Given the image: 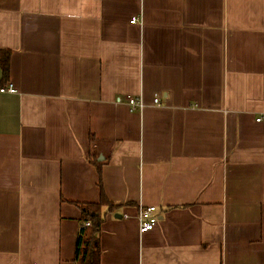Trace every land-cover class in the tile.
Here are the masks:
<instances>
[{
    "label": "crops",
    "instance_id": "obj_1",
    "mask_svg": "<svg viewBox=\"0 0 264 264\" xmlns=\"http://www.w3.org/2000/svg\"><path fill=\"white\" fill-rule=\"evenodd\" d=\"M0 51V264H75L99 178V264H264V0H0Z\"/></svg>",
    "mask_w": 264,
    "mask_h": 264
},
{
    "label": "trees",
    "instance_id": "obj_2",
    "mask_svg": "<svg viewBox=\"0 0 264 264\" xmlns=\"http://www.w3.org/2000/svg\"><path fill=\"white\" fill-rule=\"evenodd\" d=\"M9 59L10 52L0 51V87L4 86L9 77ZM98 173H100L98 168ZM100 196L97 203H79L76 204L80 210V229L78 231L75 248V264H99V231L103 222L102 209L104 213H112L117 208L110 202L103 191L102 183L99 178ZM88 223V226H85Z\"/></svg>",
    "mask_w": 264,
    "mask_h": 264
},
{
    "label": "built area",
    "instance_id": "obj_3",
    "mask_svg": "<svg viewBox=\"0 0 264 264\" xmlns=\"http://www.w3.org/2000/svg\"><path fill=\"white\" fill-rule=\"evenodd\" d=\"M137 22L136 18H132L130 23L134 24ZM0 93H9V94H13L15 93L14 88L12 87V85L8 84L6 87H1L0 88ZM125 101L127 103L128 108L130 109V111H135V110H139L143 107L142 103L140 102L139 99L134 98L132 96H126L125 97ZM153 104L155 106H160L159 103V99L158 98H154L153 100ZM257 121H260V119H258ZM124 218H127L126 215L123 216ZM137 220L139 223V231L140 233H148L151 230L154 229V227L157 225L158 223V216L156 214V207L154 206H147V207H142L138 210L137 213ZM88 223H85V226H88Z\"/></svg>",
    "mask_w": 264,
    "mask_h": 264
},
{
    "label": "water",
    "instance_id": "obj_4",
    "mask_svg": "<svg viewBox=\"0 0 264 264\" xmlns=\"http://www.w3.org/2000/svg\"><path fill=\"white\" fill-rule=\"evenodd\" d=\"M114 217H115V218H120V216H119V215H115Z\"/></svg>",
    "mask_w": 264,
    "mask_h": 264
}]
</instances>
